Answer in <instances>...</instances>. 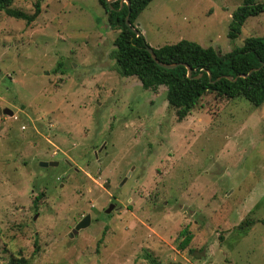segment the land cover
<instances>
[{
    "label": "rangeland",
    "instance_id": "374dc122",
    "mask_svg": "<svg viewBox=\"0 0 264 264\" xmlns=\"http://www.w3.org/2000/svg\"><path fill=\"white\" fill-rule=\"evenodd\" d=\"M243 2L153 0L136 27L226 54L264 37L263 13L229 39ZM41 6L0 13V264H264V104L207 94L180 122L166 87L119 73L99 0Z\"/></svg>",
    "mask_w": 264,
    "mask_h": 264
},
{
    "label": "trees",
    "instance_id": "16d2710c",
    "mask_svg": "<svg viewBox=\"0 0 264 264\" xmlns=\"http://www.w3.org/2000/svg\"><path fill=\"white\" fill-rule=\"evenodd\" d=\"M42 1L38 0L35 3L33 14H27L13 8L14 0H0V13L4 12L11 18L32 24L42 13ZM130 2L131 26H128L126 19L129 15V7L126 4L121 9L120 0L113 2L99 0L108 16L111 28L120 32L114 41L113 52L119 73L123 77L138 78L145 90L166 87L167 101L176 110L180 122L191 114L207 94L214 93L229 100L244 98L256 108L264 104V37H249L242 46L234 47L226 54H221L212 47L204 48L188 40H182L175 45L153 48L160 62L177 65L173 69H165L159 66L148 52L151 46L145 36L142 34L138 36L132 30V28L137 29V19L153 0H130ZM263 13L264 3L258 0H244L232 15L229 39L232 42L237 40L248 19ZM188 68L193 70L191 77H188ZM201 74L202 77L197 78ZM242 75L247 77L244 78ZM228 77H232L233 80H229ZM262 222L264 224V221ZM242 228L244 227L240 226V229ZM182 236L184 240L180 243V247L186 249L193 236L189 230H184ZM25 263V259L13 258L10 264Z\"/></svg>",
    "mask_w": 264,
    "mask_h": 264
},
{
    "label": "water",
    "instance_id": "95a60500",
    "mask_svg": "<svg viewBox=\"0 0 264 264\" xmlns=\"http://www.w3.org/2000/svg\"><path fill=\"white\" fill-rule=\"evenodd\" d=\"M113 1H117V0H109V2H113ZM121 1V9L125 6V4L129 7V15L127 16V19H126V23L128 26H131L130 25V15H131V2L130 0H120ZM132 30L139 36L141 34V32L136 29V28H132ZM148 52L152 55L153 59L157 62V64L165 69H173L175 68L177 65H171V64H164L162 62L159 61V59L157 58V55L154 51V49L152 47L148 48ZM264 66V64H263ZM192 73H193V70L192 68H188V77H191L192 76ZM252 72H250L251 74ZM249 74V75H250ZM210 75V78H211V74L209 73ZM202 77V74L199 75L197 78H200ZM242 77L246 78L247 75H242ZM229 80H233L232 77H228ZM2 114H6V115H10V116H13V112L10 110V109H5L3 111H1ZM43 167H50V166H57L58 163L57 162H43L41 164ZM115 205H111L108 209H107V214H110L112 212V210L114 209ZM39 215H37L35 217V220L38 218ZM90 219H91V216L90 215H87L81 222H79L76 226V228L73 230V233L71 234V237H74L75 235L78 234V232L82 229H85L87 228L89 225H90ZM169 264H184L182 262H177V263H169Z\"/></svg>",
    "mask_w": 264,
    "mask_h": 264
}]
</instances>
